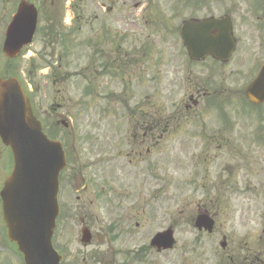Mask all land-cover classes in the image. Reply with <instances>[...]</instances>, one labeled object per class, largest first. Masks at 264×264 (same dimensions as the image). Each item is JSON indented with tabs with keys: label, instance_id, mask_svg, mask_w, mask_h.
<instances>
[{
	"label": "flooded vegetation",
	"instance_id": "1",
	"mask_svg": "<svg viewBox=\"0 0 264 264\" xmlns=\"http://www.w3.org/2000/svg\"><path fill=\"white\" fill-rule=\"evenodd\" d=\"M34 1L39 23L60 26L63 0ZM121 2L102 0L100 8L105 14L69 15L70 28L79 19L84 22L77 29H83L84 49L89 51L85 81L92 84L108 76L122 85L121 91L130 90L133 108L116 111L114 129L121 146L130 150L127 157L136 180H152L155 150L167 149L169 130L182 132L174 139L175 146L194 148L196 160L204 168L195 191L197 213L216 220L222 211L217 199H232L231 179L238 163L251 157L243 151H264V103L253 110L225 109L237 100L242 103L247 86L264 63V0H129L126 11L131 3V19L123 20ZM129 22L131 28L121 26ZM139 30L148 33L140 45ZM129 33L135 43L126 48L122 37ZM184 34L195 38L197 47L187 45ZM151 37L156 40L150 41ZM156 81L167 82L168 89L181 88L183 110L154 109ZM140 87L152 92L142 102ZM122 99L118 95L121 106ZM170 124L177 127L170 128ZM102 163L106 166L107 160ZM252 263L264 264L262 254Z\"/></svg>",
	"mask_w": 264,
	"mask_h": 264
},
{
	"label": "rangeland",
	"instance_id": "2",
	"mask_svg": "<svg viewBox=\"0 0 264 264\" xmlns=\"http://www.w3.org/2000/svg\"><path fill=\"white\" fill-rule=\"evenodd\" d=\"M17 2L18 0H9L6 10L3 0H0V75H3L6 64V57L1 52V43L4 28L9 20L7 14L11 17ZM101 2L102 0H75L72 4L75 13L86 16L89 13L100 14ZM128 2L129 0H122L120 4L119 11L123 12L120 13V16H123L122 20L131 19V3L130 10L126 11ZM53 13L56 14L55 11ZM45 24V21L41 22V26ZM121 26L128 29L133 25L129 22L128 25L124 23ZM83 33L84 31L73 38L71 43L74 44L76 40L82 41L85 37ZM146 35L147 32L142 33L139 30L137 36L139 45L142 40L146 41ZM122 42L127 48L134 45L135 40L129 33L123 35ZM51 46V43L45 42L38 34L33 44L23 52L13 67L28 84L29 91L36 95L35 98L33 96V101L42 121L51 123L61 118H69L73 126L72 132L62 125L57 131L67 143V147L70 149L71 146L79 163H82V166L77 162L73 163L71 153V164L65 173L71 175L72 182L62 181L63 211L55 240L61 246L64 264H125L126 261L130 263L131 259L127 258L131 257L129 251L135 252L143 245L145 259L135 264H227L231 258L237 260L239 255L243 256L248 252L251 256L264 252V164L261 162L264 153L257 150L243 151L251 157L249 161L238 163L239 168L231 179L232 186L238 191L234 190L232 199H217L219 203L223 201V206L217 218L216 231L213 234L198 232L190 221L196 216L197 195L193 194L196 167L190 166L187 172L179 162V151L186 148L169 151L170 157L172 155L175 157L171 158L167 171L165 166L155 165V174L161 179L158 180L155 176L152 183H148L147 189L141 188L142 181L134 178V171L127 170L124 161L130 151L126 146L120 147V157L114 158L110 165L103 168L104 166L99 164L101 145L92 146L90 141L84 140V136L97 140L96 133L100 127L116 125L114 117H109L107 111L102 112L106 106H109L108 110L112 108V103H107L104 98L114 95V88L106 86L96 93L100 94V98L102 97L97 99L101 101L100 103L96 102L95 98L88 97V102L90 100L89 103L94 109H91V106L89 110L83 109L84 102L80 101V97L84 91V84L80 78L63 85L53 83L51 68H54L58 62L56 53L59 47L53 54L54 46ZM88 52L85 49L82 52L76 51L75 55H71L66 60L73 69L81 68L83 62L87 60ZM42 55H47L49 62L46 66L37 69L31 60L41 58ZM64 69L60 72L75 74L78 71ZM36 84L40 85L37 93L34 88ZM178 91L179 87H176L172 96L174 97ZM179 97L180 95H177L166 104L162 94L155 89L154 101L155 103L159 101L167 112L177 111ZM55 101L59 105L54 107L56 114H53L50 106ZM120 110H123L121 106ZM180 128L182 129V126ZM102 150L117 151L116 148L108 146ZM2 174L4 175V171L0 164V178ZM104 177L109 179L107 183ZM123 177L124 181H122ZM181 177L186 180H182ZM188 182H192V185ZM125 184L131 187H126ZM247 186H250L249 190L246 189ZM138 189L149 190V194L154 192L145 205L142 196L137 195ZM148 197L147 195L146 198ZM136 220L140 221L142 227H136ZM83 225H87L93 235L92 242L86 247L80 240ZM168 225L176 232V247L164 252L151 250L149 247L151 236ZM223 234L228 240V247L225 250L219 245ZM0 236L3 238V231L0 232ZM0 258L5 260V264H19L18 257L1 246Z\"/></svg>",
	"mask_w": 264,
	"mask_h": 264
},
{
	"label": "water",
	"instance_id": "3",
	"mask_svg": "<svg viewBox=\"0 0 264 264\" xmlns=\"http://www.w3.org/2000/svg\"><path fill=\"white\" fill-rule=\"evenodd\" d=\"M36 11L22 0L5 32L3 52L11 59L32 40ZM255 102L264 100V67L247 92ZM0 137L11 148L13 169L1 192L8 237L19 245L27 264H60L51 246L58 215V177L65 167L58 141L48 139L33 114L29 99L15 77H0ZM211 229L204 218L196 222ZM83 239L89 240L86 231ZM172 232L159 233L153 243L172 247Z\"/></svg>",
	"mask_w": 264,
	"mask_h": 264
}]
</instances>
